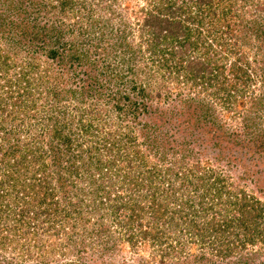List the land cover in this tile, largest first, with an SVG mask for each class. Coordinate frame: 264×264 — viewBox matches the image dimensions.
<instances>
[{"label": "trees", "instance_id": "trees-1", "mask_svg": "<svg viewBox=\"0 0 264 264\" xmlns=\"http://www.w3.org/2000/svg\"><path fill=\"white\" fill-rule=\"evenodd\" d=\"M47 1L0 0V51L13 54L0 55V264H152L117 258L126 244L159 252V264H254L261 255L264 264V200L256 192H264V90H251L250 68L261 63L263 87L264 0H138L136 22L115 17L119 0H87V17L79 0ZM94 1L108 17L92 11ZM68 14L78 19L66 21ZM36 54L72 77L78 68L84 84L45 92L47 75L23 61ZM98 67L109 76L104 84ZM36 95L46 100V120L36 115ZM84 97L129 120V132L77 140L76 117L62 105ZM217 106L226 116L240 111V127L219 124ZM79 129L91 134L88 124ZM128 144L134 151L121 155ZM184 152L202 159L182 174L171 162L165 190L159 183L143 191L169 153ZM66 251L83 260L63 262Z\"/></svg>", "mask_w": 264, "mask_h": 264}, {"label": "rangeland", "instance_id": "rangeland-1", "mask_svg": "<svg viewBox=\"0 0 264 264\" xmlns=\"http://www.w3.org/2000/svg\"><path fill=\"white\" fill-rule=\"evenodd\" d=\"M47 2L54 3L55 0H49ZM87 2H88L87 0H79V4L80 3H84L85 4L84 5L85 8H83L84 10L82 11V13L86 17H87V12H86ZM135 2H139V3H135ZM7 3H8V1H7ZM125 3H126V0H119L118 4H121V6H118V4H116L115 5L116 7H113V8H116L115 17H117L118 14H122V15H128V17H130V18L135 20V17L137 15L136 19H140V17L138 16L139 13L137 12L138 11L137 10V5L138 6L141 5L142 2L138 1V0H134L133 4L130 3V5L132 6V9H130V7H129L128 10L125 9V5H126ZM79 4L77 6H79ZM89 6L91 7L92 11H93V9L96 11V14H98V10H100V12H101L100 14H101V16L103 18H105V16H107V17L109 16V13L105 9H103L101 7V5L97 4V2L94 1V2H92V4H89ZM104 8H106V7H104ZM125 10H126V12H125ZM93 14H95V13H93ZM72 16H73V14H68V15H66L64 17V19L66 21H73V20H71ZM77 19H74V21H76ZM129 20L131 22V19H129ZM135 22H136V20H135ZM8 53H9L10 56L13 55L12 53H10L8 51V49L5 50V51H0V55L3 58H5V59H7ZM24 56H26V55H24ZM13 58H15V57H13ZM25 58H27L28 60L27 59H23L24 62H27V61L28 62H33L34 65H36L35 72L37 74L42 75V76H46L47 75V81L46 82H48L49 86L48 87L47 86L44 87L45 92L49 93L52 90L51 89L52 86H55V85L60 86L59 85L60 83H64V85L68 84L69 87L71 85V86H73L75 88V85H73L74 83L70 84V80H74L76 82V85L79 83V85H77L76 87L81 86L82 84H84V78L81 77V72H80V70H78V68H74L73 67L71 69V70H74L73 72H74V74H76L74 77H72L71 76L73 74L72 71H69L71 73L69 75H67V73H65L66 69H60V68L56 67L54 65V63L50 64V62H49V64H45L46 60L44 59V57H41L40 54H36L35 58H31V57H25ZM111 58H113V57H111ZM37 59H38V61H37ZM39 59H40V62H39ZM94 60H97L96 56L94 57ZM113 62H112V67H111L110 71H115V72H112V73L116 75V72H119V69H116V67L113 66V64H114ZM254 62L255 61L253 59L252 62H251V67H250L252 72H253V80H255V82H253V87H252L251 90L252 91L261 92V90H264V86L263 87H259L258 81L260 80L259 78L262 76V73L261 72L258 73V74L255 73L256 69L258 70V68L261 66V63H259L257 61L256 64H255ZM37 64H38V66H37ZM99 69H100V67H98V69H97L98 76H96L97 77L96 78V82L98 84H102V83L104 84V82H106V79L109 78V76H105L104 74H102L101 70H99ZM115 75H112V76H115ZM61 79L63 80V82H61ZM114 84H115V81L111 82V85H114ZM120 87H122V86H120ZM112 88H114V87H111V89L109 88V90H113ZM168 88H169L170 92H172V95H171L170 99L172 101V104H174L176 102L175 101L176 92H175V83H174V81H168ZM44 90L42 91L43 94H45ZM56 91H59V90L57 89ZM103 91H107L106 88H104ZM156 94H157V91L154 92V95H156ZM163 95L165 96V93H163ZM35 97H36L35 104H36V106H39V110L36 112V115H37L38 119L41 120V118L45 116L43 108L46 106V100H45V98L42 95L39 96V97H37V95H36ZM74 99L69 98L67 100V102H65V104H63L62 106H64V105L66 106L65 107V111L69 115H74L76 117L75 123L78 126H73L72 130L74 132H77L76 139L79 140L80 142L84 143V144L89 142L90 140H93V134H96L97 131L100 132V130H103V131H105V133L106 132L116 133L117 135H115L114 137H119L122 134H127L129 132L128 126L129 127L133 126V125H130L128 123V122H130L129 120L127 121V123L124 120L121 122L120 119H118L110 111H109L110 112V117L105 115L106 112L104 110H105L106 107H103V106H101L100 104H97V103H93V101L91 99H89V98H85L84 97L83 101L74 100ZM215 110H216V114L219 116V119H220V121L218 122L219 124H224L227 128H229V130H235L236 128L240 127V120H239L240 117H238V115H237L236 119H233V116L236 115V112L241 113L240 111H236V112L232 111V113L230 115L226 116L225 115L226 111H225V108H223V106H217V108H215ZM245 111H247V109H245ZM79 118L81 120H79L77 122V120ZM44 119L46 120V116H45ZM79 124L80 125L88 124L90 126L91 134L89 136H87V137H84L83 130L80 131V129H79ZM46 125H47V123L45 121L44 122V127ZM137 132H138V129L136 128L132 132V136H136ZM108 138H111V137H108ZM101 140H103V138ZM142 146L145 147V145H143V144H142ZM126 147H127V149H124L125 151L124 150L120 151L121 155L132 154V152L134 151V146L131 147V145L128 144V145H126ZM136 149H138V147H136ZM106 152H107V150H103V149L101 151L102 154L106 153ZM144 156H146V155H144ZM201 159H202V157L197 156V154L190 155L187 152H184L181 155H177V156L176 155L174 156L172 153H169L168 156H167V161L165 163H163V165H162L163 166L162 170L159 169L161 173H159L160 175H159V177L157 178V180L155 182L156 184L150 186L146 182V180H143V182H145V184H144L145 186H144L143 191L144 192H148V191L153 192V188L158 186L159 183L163 184L162 188H164V190H165V188L167 186L166 184H170V182L173 179V176L171 177V179H168V176L166 175V172H165L167 167H171L172 168L173 165L171 164V162L172 163L176 162V164L174 165L176 168L173 169V172L179 171L182 174V173H186L188 171V168L190 166L189 164H193L194 162H196L198 160H201ZM205 160L206 159H204V161ZM153 161L155 162L154 157H152L151 155L147 157V161L146 162L148 164H149V162L152 163ZM170 164H171V166H170ZM41 165H42L41 162L31 163L29 165L30 166V170L32 171L33 168H36L37 166L41 167ZM217 165L218 164L214 165V167L216 168ZM144 170H146V168ZM221 170H226V168L222 167ZM135 171H136V169L134 168L133 171H131V172H135ZM228 173H229V171H228ZM22 174H24V173H22ZM233 178L236 179V175H234ZM256 192H257V195H259L260 199L264 200V192H263V190H256ZM158 195L162 196V195H160V193H158ZM156 197H157V195H156ZM178 249H180V247H178ZM129 250L130 249H129L128 244L124 245V248L122 249L123 252H120V249L117 251V258L121 259V258L124 257V260L127 261L128 263L134 262V261H137V260H139L140 263L144 262V260H151L152 264H159V263L163 262V261H160L162 257L161 258L157 257L158 255H160V253L156 252V251H150L151 250L150 248L140 249L141 252H139V251L138 252H134L132 250L131 251H129ZM199 252H200V248H196L195 251L192 252L191 258L195 254H198ZM204 252H207V251L204 250ZM88 253H90V252H88ZM152 253H153V255H152ZM77 255L78 254H75L74 257H71V256L68 255V252L66 251L65 259L61 258V260L63 262H65L69 258H73L74 262H75V260H77L78 262H76V263H80V260H83V258H78ZM58 256H61V254H58ZM262 257H263L262 255L260 257H258V259L255 261L254 264H259L260 260L262 259ZM51 258L53 259V257H51V255H50V257L47 259V261H49ZM164 258L168 259V261L165 260V264H176L177 263V258H175V257H164ZM212 264H213V259H212Z\"/></svg>", "mask_w": 264, "mask_h": 264}]
</instances>
